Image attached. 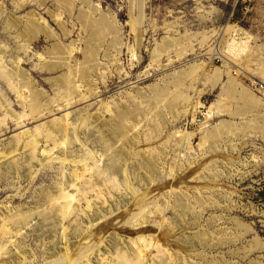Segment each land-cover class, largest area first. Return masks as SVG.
I'll return each instance as SVG.
<instances>
[{"label":"rangeland","instance_id":"rangeland-1","mask_svg":"<svg viewBox=\"0 0 264 264\" xmlns=\"http://www.w3.org/2000/svg\"><path fill=\"white\" fill-rule=\"evenodd\" d=\"M69 1L71 8L62 0H0V67L15 74L18 66L34 85L24 86L18 78L22 97L37 93L40 104L56 102L60 108L58 82L70 75L66 68L51 73L45 64L66 58L72 48V59L66 60L72 72H80L94 43L91 24L110 26L104 44L98 42L99 77L91 78V86L83 81L82 104L66 119L72 137L65 145H55L53 136L45 139L44 131H35L40 123L32 120L20 130L8 119L0 130V154L16 156L15 162L0 159V227L15 232L12 216L27 224L17 237L0 232V241L14 242L3 249L0 261L10 257L12 264H49L58 259L63 242L58 213L50 205H58L63 193L73 207L67 223L75 220L82 233L97 228L96 223L118 229L130 256L152 242L147 237L156 235L152 229L159 225L169 248L185 240L180 248L189 257L187 264H264V0ZM37 23L48 37L41 34L24 50ZM228 27L242 35L227 32ZM233 36L245 43V55L227 61L219 54ZM188 73L198 94L184 83ZM10 83L0 80V98L14 114H22L26 110ZM175 84H184L188 103L173 95ZM242 91L253 100L240 96ZM217 102L223 113L209 118ZM190 105L199 110L183 116ZM64 113L43 122L54 127ZM4 114L0 108V120ZM120 114H125V135L112 140L108 125ZM220 128L228 131L214 137ZM21 131L31 137L17 144ZM185 134L191 135L189 141ZM32 138L36 147L30 152L24 146ZM51 153L65 161L49 160ZM111 158L131 187L118 175H111L118 187L88 190L83 181L70 187L73 167L86 166L88 180ZM38 163L30 180L27 169ZM164 227L174 228L172 234ZM149 255L147 264L166 257L154 248ZM96 257L91 250L87 254L90 261Z\"/></svg>","mask_w":264,"mask_h":264},{"label":"bare ground","instance_id":"bare-ground-1","mask_svg":"<svg viewBox=\"0 0 264 264\" xmlns=\"http://www.w3.org/2000/svg\"><path fill=\"white\" fill-rule=\"evenodd\" d=\"M24 1V0H23ZM65 2L69 8L72 7V3H70L69 0H62ZM22 2V1H21ZM39 2V0H38ZM19 3V2H18ZM24 3V2H23ZM42 3V1H41ZM66 5V6H67ZM93 5V4H92ZM65 6V7H66ZM97 6V5H96ZM22 8V7H20ZM94 9V7H93ZM2 13V12H1ZM84 20V18L82 19ZM86 20V19H85ZM89 20V19H88ZM86 20V21H88ZM85 22V21H82ZM94 21H92L93 23ZM87 23V22H86ZM90 23V22H89ZM88 26V24H87ZM34 34L28 38L27 44L23 47L24 50L27 49L30 46H33V43L38 40V36L41 34H44L46 37L47 33H44V27L39 26L38 23L36 24ZM92 31L93 33H89L92 35V39H94V43L90 44V46L87 49V56L84 64V68L80 72H72L70 63L66 60L69 59L71 60L72 54L74 50L72 48H69L67 50L66 58H61V59H55L52 60V62L46 63L45 68L47 71L54 73L58 70L66 68L67 70L70 71V75L68 77L66 76H61L58 82V86L63 90L62 96H61V104L60 108L59 104L56 102H45L44 104L39 103L38 95L37 93H31L28 99H25L22 97L20 93V87L19 84L17 83V79L19 78L20 81L24 86L31 85L33 87L34 85L31 84L30 79L25 76L23 73H21L19 70H17V67L15 68L16 73H10L6 71L4 68L0 67V80H3L7 83H10V88L12 91L15 92L17 95V98L22 101V108L23 111L22 114H14L12 110L10 109V104L5 100L4 97L2 99L0 98V108H4L5 114L4 117L0 120V130L3 129L4 126L8 125V119L12 120L13 122L16 123L18 128L20 130L24 129V123L29 122L30 120L34 122L40 123L38 126H36L35 131L42 133L43 131L45 132L44 137L45 139H50L52 136L56 137L55 140H53L54 144L57 146H62L65 145L67 142V139H71L72 135L69 132V128L67 126L66 119L73 113L76 112L75 107H79L82 103L80 101L83 100L81 96L79 95V89L81 88V84L83 81H88V84L91 83V78L92 77H99L98 75V70L100 68V65L97 64L96 58H97V53L99 51V44L100 42L105 41V37L103 38L106 31L108 33L110 32V26L105 22L101 21L99 24L97 22L96 25L91 24ZM230 31L233 33H238L242 35L241 30H234L233 27H228L227 32ZM113 32V31H112ZM115 32V31H114ZM113 32V34H114ZM107 33V35H108ZM116 33V32H115ZM65 34V33H64ZM235 34V35H236ZM31 35V34H30ZM89 35V36H90ZM205 35V34H204ZM196 36V35H195ZM247 36V34H246ZM249 37V36H247ZM205 39V38H204ZM91 40V39H90ZM114 40V37L112 41ZM118 40V38H117ZM116 41V40H115ZM113 43H117L116 42ZM120 41V40H119ZM99 42V44H98ZM104 44V42H102ZM121 43V42H120ZM103 44H100L103 45ZM119 44V43H118ZM114 45V44H112ZM190 47V46H189ZM115 48V46H114ZM189 49V48H188ZM245 43L242 41H237V39L233 36L230 38L228 46L226 50L222 51L221 54H219L222 58H225L228 61V58H233V59H238L241 55L245 52ZM117 50V49H116ZM216 52V51H215ZM218 52V51H217ZM2 51L0 50V56L2 55ZM106 53V52H105ZM107 54V53H106ZM216 54V53H215ZM119 55V53H118ZM112 59V57H111ZM117 60V59H115ZM20 63V61H19ZM19 65V64H18ZM215 72V71H214ZM216 74L218 73L217 71L215 72ZM214 73V74H215ZM227 75V74H226ZM216 76V75H215ZM214 77V76H213ZM221 78V77H220ZM216 79V78H214ZM217 81V80H216ZM233 79L230 78V83L231 86L234 87V84L232 83ZM189 83L188 89L193 90L196 94L199 93L197 89L193 86L194 81L191 78V73H188L184 77V83ZM15 83V84H14ZM80 83V84H79ZM215 83V81H214ZM91 86V84H90ZM214 87V86H213ZM186 89L184 84H178L174 86V92L173 95H176L177 98H181L185 102H189L188 98L186 95L182 92V89ZM94 89H90L89 91L91 92ZM243 93L240 94L244 99H247L252 101L253 98L250 96L248 93L242 91ZM80 97L78 102H73V98ZM241 97V98H242ZM160 101V100H159ZM173 101V99L169 100V104ZM56 103V105H54ZM218 103V102H217ZM216 104V103H215ZM213 105L209 108V111L207 114L217 116L221 113L223 104L218 103L216 105ZM62 105V107H61ZM190 109H185L183 111V116H186L188 113L192 112L193 114L197 113L198 111V105L197 106H192L190 105ZM200 108V107H199ZM63 115L61 118L55 119L56 125L53 127L52 125L49 124V122H43V120H46L47 117L51 114L56 115V113L62 112ZM28 113V114H27ZM125 114H120L118 116V119L110 123L108 125V136L112 138V140L119 139L123 140L126 128L123 123V117ZM212 117V116H211ZM43 122V123H42ZM225 131H228L226 128H220L216 133H214V137L217 135L224 133ZM31 137L30 133L27 131H21L19 135H17L15 138L16 143L19 142L20 140H25L27 138ZM187 141L190 140L191 135L190 134H185L184 136ZM31 145H25L24 149L32 152L33 149L36 147V140L32 138L30 141ZM18 144V143H17ZM50 154V153H49ZM3 154H0V159L6 158V161L10 162H15V157L16 156H2ZM27 157V156H26ZM29 159L35 158V156H28ZM49 160H58L60 163H63L65 160L55 157H52V153L50 157L48 158ZM109 164H107V168L105 170H97V172H93L90 175V179L86 180L85 177V172L88 171V168L86 166H82L79 171L77 168L73 167L72 171L70 172V178L72 179V184L70 187H73L76 183L79 181H83V189H88V190H93V189H98L100 186L106 187V184H110L112 188L118 187V184L112 179L113 176L111 175H118L120 178H122V184L129 188L131 187V184L126 178V175H124V171L122 172L119 167L115 165L114 158H111ZM41 164L38 163L35 167H29L27 169V173L29 176V179L32 180L34 176L37 173V167H39ZM146 169L149 175H152L153 173V168H152V162L147 161L146 162ZM146 178L149 180L150 177ZM70 197L67 196L66 194H61L58 197V200L60 201L58 205L51 203V210L53 214L58 213V222L60 225V230H61V235H60V240L59 242L62 243V247L59 250V255L58 259L52 263L49 264H80L82 262H85V264H147V260L149 258V250L150 249H155L157 250L159 256H166L162 257L160 260L159 257V262H156L155 264H187L188 258L186 255H184L183 249L180 248V246H186L185 245V240H176L174 244H178V247L176 249H171L169 248V244L167 245L164 240V233L162 232V227L160 228L158 226H154L152 229L154 232H158L156 235H148L147 239L152 241L150 244L147 246H141L138 249H134L132 251L133 256L129 255V252H126L129 249L128 247V241H126V237L121 234V232L118 229H112L110 230L109 228L100 225L99 223H96L95 225L98 226L97 228L93 230H89V232H79L77 228V224L75 225V220L67 223V219L69 216L72 214L71 211L73 208L71 206L72 200L69 199ZM97 212L94 214L96 217ZM6 219L3 218V224L4 220ZM11 223L14 226V231L12 229H6V228H1L0 227V232L4 233L5 235H13L12 237H17L21 235V229L24 227H27L26 221L23 218H14L13 216L10 218ZM184 221V220H183ZM164 222V221H162ZM182 222V221H181ZM109 223V222H108ZM177 225V224H175ZM170 226V225H168ZM173 226V225H171ZM166 227V226H165ZM164 227V228H165ZM178 227V226H177ZM169 228V231L174 228ZM165 228V229H167ZM176 228V227H175ZM168 230V229H167ZM172 230L170 233L172 234ZM69 231V232H68ZM164 231V230H163ZM175 232V231H173ZM166 234V233H165ZM168 235V234H167ZM174 235V234H173ZM169 236V235H168ZM188 239V238H186ZM191 240V239H189ZM192 242V241H191ZM68 243V245H67ZM189 243V242H188ZM182 244V245H181ZM14 245V242L12 239H8L6 241H0V255L3 252V249L5 247H9ZM114 246L112 249H108L109 247ZM148 248V249H147ZM92 251L93 254H95L96 260L95 261H90L87 259V254L89 251ZM126 252V253H125ZM110 254V256H109ZM187 254V252H186ZM189 255V254H187ZM21 257L24 259L25 255L21 253ZM157 257V259H158ZM191 261V260H190ZM0 264H12V258L8 257L7 259L3 258L0 261Z\"/></svg>","mask_w":264,"mask_h":264}]
</instances>
